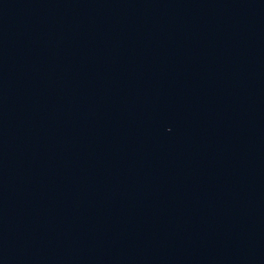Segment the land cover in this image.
Instances as JSON below:
<instances>
[{
	"label": "water",
	"instance_id": "1",
	"mask_svg": "<svg viewBox=\"0 0 264 264\" xmlns=\"http://www.w3.org/2000/svg\"><path fill=\"white\" fill-rule=\"evenodd\" d=\"M0 264H264V0H0Z\"/></svg>",
	"mask_w": 264,
	"mask_h": 264
}]
</instances>
